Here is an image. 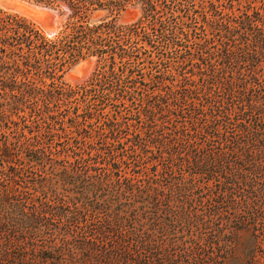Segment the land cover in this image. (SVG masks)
Masks as SVG:
<instances>
[{"label": "trees", "instance_id": "16d2710c", "mask_svg": "<svg viewBox=\"0 0 264 264\" xmlns=\"http://www.w3.org/2000/svg\"><path fill=\"white\" fill-rule=\"evenodd\" d=\"M28 1L65 6L66 22L46 37L0 9V264H61L63 251L124 264L122 254L155 248L142 232L144 219L198 221L201 201L187 197L192 182L183 173L231 171L237 152L243 159L264 151V77L257 75L264 69V0H199L195 28L173 37L176 64L164 63L159 81L170 83L150 93L140 86L153 80L140 73L128 78L133 92L98 99L81 92L84 85L61 82L64 66L97 57L100 66L85 82L97 87L123 50L119 41L144 45L158 6L177 0ZM128 3L141 16L117 25ZM95 12L104 15L92 22ZM197 29L202 41L182 53L180 41L190 42ZM129 101L135 111L124 119ZM233 120L241 140L227 136ZM160 185L179 195L146 196ZM143 202L155 209L142 212ZM209 209L201 211L213 218Z\"/></svg>", "mask_w": 264, "mask_h": 264}, {"label": "rangeland", "instance_id": "374dc122", "mask_svg": "<svg viewBox=\"0 0 264 264\" xmlns=\"http://www.w3.org/2000/svg\"><path fill=\"white\" fill-rule=\"evenodd\" d=\"M159 6L158 12L155 14L156 23L150 31L146 43L137 46L135 44L126 45L125 39L122 38L119 45L121 44L123 50L120 47L117 48L114 67L106 72L97 87L90 89L85 86L87 84L85 82L94 75V71L100 66L97 57H86L75 63H67L59 74L62 75L61 82L75 89L84 85L85 88H79L80 91L89 93L98 99L102 94L124 95L133 92L128 78H137V74L141 73L144 75L145 81L151 78L154 84L140 86V88L146 89L150 93L153 90L156 91L157 88L161 90L163 85L171 81H165L162 78V82H159L161 81L160 75L166 76L164 63L167 66L176 64L173 62L177 58L174 52V35L180 31H189L190 33L196 25L192 18L196 16L199 19L202 10L198 7L199 0H177L168 6L161 4ZM63 7L65 6L60 9L51 8L58 13V22L56 18L53 23L54 27H52L56 29L54 35L63 28L66 22ZM5 13L14 15L9 12ZM140 13L139 5L128 3L125 9L117 15V25L124 26L134 23L141 16ZM103 15V12H95L91 16V21H96ZM14 16L33 24L46 37H49L41 27L31 20L19 15ZM196 32L197 34L194 35L192 31L191 41L187 44L184 40L180 41L183 46L182 53L185 45L188 49L193 47L194 41H202L201 32L198 29ZM178 59L182 60V58ZM263 64L262 62L260 67H263ZM257 75L261 82L264 77V69H260ZM127 105L130 106L122 114L124 119L130 117V111H135L130 101L127 102ZM254 115L257 113L255 112ZM227 128V136L236 137L238 134L237 137H240V140L244 136L239 132L235 120ZM219 130L224 131L221 127ZM262 139H264V134ZM262 142L264 143V141ZM96 145L102 147L101 143H96ZM238 153L235 159L238 163L231 165V171L209 169L199 173H190L191 171L183 173V181L192 182L191 185L188 184L190 190L186 192L187 197L190 199L193 196L196 200L201 201L202 208L196 205L197 202L195 203L196 210L194 212L198 221L190 226L183 222L181 224L176 222L166 224L159 218H155L153 221L144 219L142 232L153 236L155 248L150 246L145 250L140 249L139 254H122L125 260L124 264H264V170L262 169L264 151L256 150L251 158L243 159H239ZM229 163L232 164V162ZM222 165H226V163L224 162ZM172 172L170 177L174 183V179H179L177 168H174ZM172 186H157L156 191L149 192L146 196L162 201L165 194L179 195L180 191ZM141 206H144L142 212L146 213L155 209L150 208L149 205L148 207L145 202L141 203ZM209 208L216 214L213 218L203 213L204 211L208 212ZM161 211L159 209V212ZM241 227L245 228V231L236 233ZM60 254L61 264H84L88 260H93L97 264H107L93 256L87 260L86 256L79 251H72V253L63 251Z\"/></svg>", "mask_w": 264, "mask_h": 264}, {"label": "water", "instance_id": "95a60500", "mask_svg": "<svg viewBox=\"0 0 264 264\" xmlns=\"http://www.w3.org/2000/svg\"><path fill=\"white\" fill-rule=\"evenodd\" d=\"M0 8L5 12L12 13L27 18L41 27L47 36L52 37L54 33L51 29L58 13L51 8L35 4L28 0H0ZM54 17H53V16ZM57 24L55 25V28Z\"/></svg>", "mask_w": 264, "mask_h": 264}, {"label": "bare ground", "instance_id": "6f19581e", "mask_svg": "<svg viewBox=\"0 0 264 264\" xmlns=\"http://www.w3.org/2000/svg\"><path fill=\"white\" fill-rule=\"evenodd\" d=\"M51 28H52V27H51ZM51 30H52L53 32H55V31H56V29H53V28H52Z\"/></svg>", "mask_w": 264, "mask_h": 264}]
</instances>
